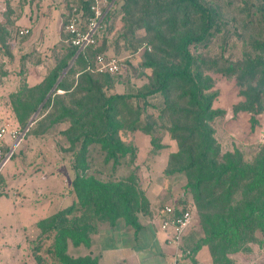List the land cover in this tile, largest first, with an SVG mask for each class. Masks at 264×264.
Segmentation results:
<instances>
[{
	"label": "rangeland",
	"instance_id": "374dc122",
	"mask_svg": "<svg viewBox=\"0 0 264 264\" xmlns=\"http://www.w3.org/2000/svg\"><path fill=\"white\" fill-rule=\"evenodd\" d=\"M178 1L175 0L169 5L171 13L178 6L184 7L188 4L186 1ZM201 2L214 8L218 14L216 29L214 28L208 40L189 47L194 58L197 57L199 72L208 80L210 87L205 93L212 96L211 108L218 112L208 121V125L212 129L214 145L219 151V162L225 153L232 154L236 151L243 167L253 161L264 145V93L259 95L252 109L243 108L246 93L250 88L257 87L259 81L258 73L243 76V61L246 55L255 57L261 54L256 43L263 38L260 16L253 13V9L246 8L252 3L260 4L261 1ZM262 3L264 4V0ZM138 7L141 8V3ZM135 10L136 7H133L131 1L115 0L114 6L107 13L105 28L103 24L100 29L101 38L98 39L94 53L88 56L83 66L75 67L79 71L91 63L89 66L92 65V68L89 70L93 71L95 53L118 58L121 72L112 75L111 87L106 85L103 88L105 95L134 93L149 83L153 69L143 65L146 58L153 56L156 60H172V56L164 58L162 53L155 50L156 29L148 31L133 24L141 15ZM188 14L190 23L199 29L200 23L194 12ZM167 17V14L161 15L159 20L164 21ZM176 24L173 28L166 24L161 28L165 34H176L183 23L178 21ZM103 40L109 42L107 53L103 51L106 49ZM161 48L165 50L164 47ZM0 50V127L4 126L17 135L16 138H6L5 159L0 165V264H56L46 252L51 239L43 236L39 238L36 224L44 217L68 206L74 198L71 193V181L74 177L71 169L73 156L68 151L69 144L64 132L70 126V121L54 122L56 115L50 106L44 111L40 110L27 126L33 114L25 124H21L11 106L12 98L20 87L27 86L25 80L46 77L56 58L45 59L46 56H31L27 53L11 54L7 44L6 47L0 46ZM174 51L176 53V49ZM76 76L71 79L76 80ZM177 92L178 88L174 87L171 93L175 95ZM176 96H170L173 102L169 105L175 108L186 107V100ZM167 106L164 96L160 94L146 99H129L127 103L116 106L120 113L116 120L122 126L117 129V135L126 151L118 153L116 160H105V153L99 145H90L87 152L89 168L86 174L103 182L129 183L132 178L131 183L143 197L139 203H145L144 211L137 215H143L147 219L158 218L159 208L166 204L190 203L192 220L183 238L188 249H184L181 244L178 258L197 264L193 260L192 250L207 237V231L214 224L216 216L222 214L225 196L222 191L218 193V200L219 196L222 198L215 206H208V210L195 205L193 193L186 185L187 179L182 173L175 171L172 163L169 164L171 155L177 151L178 146L169 131L172 119L175 118L172 116L176 114ZM133 124L144 125L151 133H146L143 128L132 131L129 126ZM241 192V189L235 191L232 199L234 202L239 200ZM28 205L34 219L27 217L29 222L25 216L24 224L19 225L16 221V210L22 209L23 212ZM203 215H208L210 220L206 221ZM117 228H113L114 232L118 231ZM247 238L239 243L237 252L229 255L231 264H264V233L255 230L248 233ZM37 246L40 248L38 251ZM203 247L207 248L205 245ZM67 253L71 257H77L84 254L85 250L69 246Z\"/></svg>",
	"mask_w": 264,
	"mask_h": 264
},
{
	"label": "trees",
	"instance_id": "16d2710c",
	"mask_svg": "<svg viewBox=\"0 0 264 264\" xmlns=\"http://www.w3.org/2000/svg\"><path fill=\"white\" fill-rule=\"evenodd\" d=\"M128 1H131L133 7L141 14L133 24L148 31L156 29L155 50L162 53L164 58L172 56L171 61L162 58L156 60L153 56L146 58L143 65L153 69L149 83L134 93L105 95L103 88L106 85L111 87L112 75L90 71L91 63L81 68L80 72L75 70L76 66L80 67L86 63L88 56L96 48L86 47L77 51L70 46L64 58L50 70L40 84L34 87L23 85L12 98L11 106L17 120L25 124L57 82L68 61L78 52L73 64L41 108V111H44L52 107L56 115L54 122L70 121V126L64 132L69 144L68 151L72 152L73 156L71 169L74 177L71 181V193L74 198L64 209L37 222L38 237L51 239L46 252L56 264H97V257L91 256V253L77 257L69 256L68 247L89 250L93 236L103 229L114 227L119 220L125 226L131 227L135 233L140 230L137 214L144 211L145 203H139L143 197L131 183L132 178L129 183L103 182L86 174L89 168L87 152L88 147L95 144L105 153V160L118 159L117 154L124 153L126 149L117 135V129L122 126L121 122L116 120L120 115L116 106L127 103L129 99H146L160 94L170 106L167 107L176 114L172 116L175 118L172 119L169 131L170 136L176 140L178 149L171 155L169 164L172 163L175 171L182 173L187 179L186 185L193 193L195 205L197 208L208 210V206H215L222 198L219 196L218 200V193L222 191L225 196L222 214L216 216L217 219L207 231V237L202 239L194 250L206 245L213 264H231L228 256L239 250V243L248 239V233L251 234L255 230L264 233V145L253 161L243 167L236 151L232 154L225 153L221 157L222 161L218 160L219 151L214 145L212 129L208 125V121L218 112L211 108L212 96L205 93L210 87L208 80L199 72L197 57L194 58L189 49L190 46L204 43L212 35L216 29L217 11L204 5L201 0H179L188 4L184 7L178 6L172 13L169 11V5L175 0ZM260 1V4L252 3L246 8L253 9V13L260 16L263 38L261 42L256 43L261 54L255 57L246 55L243 61V76L259 74L258 86L250 88L246 93L244 109H252L259 95L264 93V4ZM89 2L90 0H84L81 4L84 16L88 13ZM140 3L141 8L138 7ZM189 12L196 15L200 23L199 29L194 28L188 20ZM164 14L168 17L160 21V16ZM107 16L108 14L105 19ZM178 21L183 23L180 31L176 34L164 33L161 26L166 24L167 27L173 28L177 26ZM4 42L5 34L0 32V45L5 46ZM73 76L77 77L76 80L71 79ZM174 87L178 88L175 95L171 93ZM176 95L186 100V107L175 108L169 105L173 102L170 96ZM129 128L132 131L143 128L146 133L150 132L144 125L133 124ZM238 189L242 190L241 197L234 202L232 199ZM203 217L206 221L210 220L208 215ZM39 249L37 246L36 251Z\"/></svg>",
	"mask_w": 264,
	"mask_h": 264
},
{
	"label": "crops",
	"instance_id": "0c3cea01",
	"mask_svg": "<svg viewBox=\"0 0 264 264\" xmlns=\"http://www.w3.org/2000/svg\"><path fill=\"white\" fill-rule=\"evenodd\" d=\"M83 1L84 0H0V32L5 34V47L7 44V47L11 49V54L27 53L31 56L38 54L42 57L46 56L45 59H49L48 57H50L52 60L55 57L56 61L52 64L54 67L56 62L64 58L67 52L66 50L70 48L68 37L62 29V22L70 13L72 7H78L82 10L80 7ZM110 1H113L112 6H114L115 0ZM105 21L106 19L104 16L103 22ZM103 24L105 28V23ZM21 30H26L27 33L20 35L19 31ZM99 31L98 39L101 38L100 33L102 30ZM102 43L106 48L103 51L105 53L109 52L107 45V43H109L108 40H103ZM96 47L97 45L94 49ZM77 53L70 59V63L68 61L67 67L62 71L56 83L60 81L68 68L73 64ZM51 67L49 68L50 70L53 68ZM44 78V76H41L39 80L27 78L25 81L28 87H34L40 84ZM58 93L62 92L58 91ZM162 208L159 209L161 210ZM159 209H157V211ZM23 210V212H21L22 209L16 210V221L19 225L24 224L23 217L25 216L26 221L30 222L27 217L34 219L32 212H30L31 208L29 205ZM137 218L140 224V230L136 233L131 227L125 226L122 221H117L114 227L103 229L100 231L102 233L99 232L97 235L93 236L90 249L85 250V253L82 255L91 253V256L97 257V264H193L191 260L187 263L185 260H180V258H178L181 244L185 247L184 249H188L185 246L186 242L183 241L185 235L179 245L168 246L164 243V235L159 230L158 218L147 219V217L143 215H137ZM116 227H118V231L114 232L113 228L115 229ZM107 234L111 236H103ZM203 246L204 245L200 246L199 250H192L194 255L193 260L195 263L197 262V264H213L211 255L207 252L208 247L206 248ZM77 249L83 248L80 247Z\"/></svg>",
	"mask_w": 264,
	"mask_h": 264
},
{
	"label": "built area",
	"instance_id": "2783aa9c",
	"mask_svg": "<svg viewBox=\"0 0 264 264\" xmlns=\"http://www.w3.org/2000/svg\"><path fill=\"white\" fill-rule=\"evenodd\" d=\"M112 4L113 1L110 0H90L88 13L85 16L78 7H72L62 22V29L68 37V44L78 51L86 47H95L103 18ZM26 33V30L19 31L20 35ZM93 71L110 75L119 74L121 63L114 56L97 53L94 57ZM10 136L16 138L17 135L9 132L4 126L0 127V165L5 159V140ZM158 219V227L164 235V243L168 246H177L191 223V204H166L160 210Z\"/></svg>",
	"mask_w": 264,
	"mask_h": 264
},
{
	"label": "water",
	"instance_id": "95a60500",
	"mask_svg": "<svg viewBox=\"0 0 264 264\" xmlns=\"http://www.w3.org/2000/svg\"><path fill=\"white\" fill-rule=\"evenodd\" d=\"M57 83L53 86V88L50 90V92L47 94V96L45 97V99L43 100V102L39 105L38 109L36 110V112L33 114V116L29 119L27 126H29L32 121L33 118L37 115V113L39 112V110L42 108L43 104L45 103L46 99L49 97V95L52 93V91L55 89Z\"/></svg>",
	"mask_w": 264,
	"mask_h": 264
}]
</instances>
